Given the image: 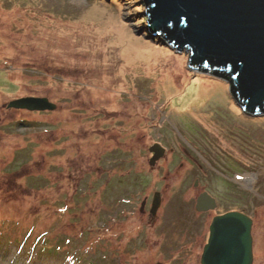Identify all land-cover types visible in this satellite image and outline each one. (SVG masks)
Instances as JSON below:
<instances>
[{
  "label": "rangeland",
  "instance_id": "1",
  "mask_svg": "<svg viewBox=\"0 0 264 264\" xmlns=\"http://www.w3.org/2000/svg\"><path fill=\"white\" fill-rule=\"evenodd\" d=\"M147 6L0 0V264H200L211 217L244 205L264 264V115L150 38ZM25 97L56 109H7ZM156 134L176 160H147ZM202 189L219 210L200 217Z\"/></svg>",
  "mask_w": 264,
  "mask_h": 264
},
{
  "label": "water",
  "instance_id": "2",
  "mask_svg": "<svg viewBox=\"0 0 264 264\" xmlns=\"http://www.w3.org/2000/svg\"><path fill=\"white\" fill-rule=\"evenodd\" d=\"M147 31L170 49L189 52L188 67L220 79L230 96L249 116L264 115V0H145ZM7 109L52 112L46 98H21ZM158 160H151L154 164ZM160 206L155 194L152 215ZM206 193L196 211H213ZM252 221L229 212L212 220L200 264H253Z\"/></svg>",
  "mask_w": 264,
  "mask_h": 264
},
{
  "label": "flooded vegetation",
  "instance_id": "3",
  "mask_svg": "<svg viewBox=\"0 0 264 264\" xmlns=\"http://www.w3.org/2000/svg\"><path fill=\"white\" fill-rule=\"evenodd\" d=\"M161 134V133H160ZM155 141L150 145L148 146L147 148V153H148V158L147 160H160V161H163L167 158H172L171 160H176V159H173L172 157V152L174 153V149L170 146L169 143H167V137L165 136H160L158 134H156L155 136ZM151 150H154V152H151ZM193 151L197 154V156H200L202 158H204L205 156L202 155L203 153H201L200 151H196V149L193 148ZM181 153H182V156L180 158H183L185 160H196L197 156L194 155V153H190L186 148H183L181 150ZM171 154V155H170ZM176 154V153H175ZM177 156V154H176ZM196 157V158H195ZM160 161L156 162L155 164L159 163ZM197 161V164H199V168L202 169L203 168V165L200 164ZM198 168V170L200 171V169ZM222 174V173H221ZM234 180L236 184L240 183V184H243L245 187L242 189V192H244V195L245 193L247 192V187H248V184L246 183H243V177H239V176H235L234 177ZM194 187L195 188H199L200 187V181L199 180H195L194 181ZM206 193L209 197H211L215 204H216V207L213 211H207V212H198L196 211V206H197V200L198 198L200 197V195ZM243 201L245 202V198L246 196H243ZM142 209L143 208H147L149 209V203H148V200H145V203L143 206H141ZM194 208H195V212L196 214H198V216L200 217H203V216H206L210 213H216L218 210H219V203L217 201V199L210 193L208 192L207 190L205 189H202L196 196L195 198V205H194ZM229 212H237V213H240V214H243L247 217H249L252 221V228H251V236H252V247H253V251L255 250V247L256 245H254L253 243V238H254V229L256 228L255 227V223H256V218L254 217V215L248 211V206L247 205H244L243 208H241V210H237V209H230V210H227L225 212H221V213H217L215 214L214 216L211 217V220L207 223V226H206V234H205V242L203 244V248L204 246L207 244V241H208V237H209V228H210V225L212 223V220L217 217V216H222L226 213H229ZM254 258V257H253Z\"/></svg>",
  "mask_w": 264,
  "mask_h": 264
},
{
  "label": "bare ground",
  "instance_id": "4",
  "mask_svg": "<svg viewBox=\"0 0 264 264\" xmlns=\"http://www.w3.org/2000/svg\"><path fill=\"white\" fill-rule=\"evenodd\" d=\"M253 180H255V179L252 176L247 175V176L243 177V183H246L248 185L252 184Z\"/></svg>",
  "mask_w": 264,
  "mask_h": 264
}]
</instances>
